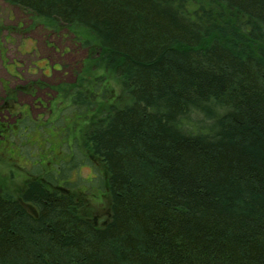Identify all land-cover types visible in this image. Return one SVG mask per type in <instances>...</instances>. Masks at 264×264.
<instances>
[{"label": "trees", "instance_id": "trees-1", "mask_svg": "<svg viewBox=\"0 0 264 264\" xmlns=\"http://www.w3.org/2000/svg\"><path fill=\"white\" fill-rule=\"evenodd\" d=\"M5 1L127 99L73 105L96 112L103 223L44 180L0 190V264H264V0Z\"/></svg>", "mask_w": 264, "mask_h": 264}, {"label": "rangeland", "instance_id": "rangeland-1", "mask_svg": "<svg viewBox=\"0 0 264 264\" xmlns=\"http://www.w3.org/2000/svg\"><path fill=\"white\" fill-rule=\"evenodd\" d=\"M91 58L68 29L49 31L0 0V190L17 196L44 180L81 202L82 214L100 225L108 216L98 180L103 167L87 147L96 112L73 105L92 96L99 106L109 93L104 104L120 107L127 98L114 80L97 82L104 72ZM80 79L82 91L67 95Z\"/></svg>", "mask_w": 264, "mask_h": 264}]
</instances>
